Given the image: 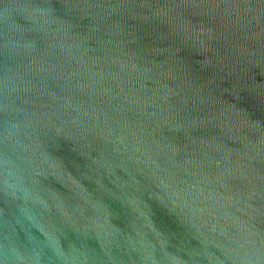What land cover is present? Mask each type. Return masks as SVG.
<instances>
[{"label": "water", "instance_id": "obj_1", "mask_svg": "<svg viewBox=\"0 0 264 264\" xmlns=\"http://www.w3.org/2000/svg\"><path fill=\"white\" fill-rule=\"evenodd\" d=\"M0 264H264V0H0Z\"/></svg>", "mask_w": 264, "mask_h": 264}]
</instances>
